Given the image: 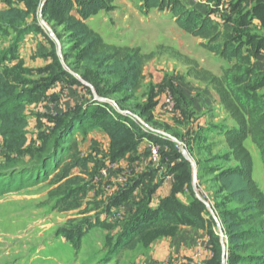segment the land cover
<instances>
[{"label": "rangeland", "instance_id": "1", "mask_svg": "<svg viewBox=\"0 0 264 264\" xmlns=\"http://www.w3.org/2000/svg\"><path fill=\"white\" fill-rule=\"evenodd\" d=\"M89 1L0 0V12L8 9L10 5L29 12L25 26H29L30 34L15 53L7 54L16 38L14 32H0V71L17 85L20 92H26L30 98L26 107L29 124L27 146L40 147L45 136L59 129L62 121L72 116L77 117L81 108L93 102L109 103L118 112L132 115L146 132L155 130L177 138L195 162L198 171V192L221 223L223 236L208 208L197 204L194 191L181 193L179 187L175 188L178 184V175L184 176L185 172L171 174L178 162L169 160L168 156L172 154L167 150L165 143H152L161 147L157 161L151 159L149 147L146 150L139 148L137 153L129 156L127 159L130 160V164H136L135 168L138 170L129 165L126 170L132 177L128 180L130 182L134 178L136 180L134 185L142 182L138 184V188L141 189L140 195L143 200L148 188L143 185V179L151 183L153 195H149L150 201L153 199V202L160 203V207L168 202L172 195L175 196V202L183 203L180 208L196 207L197 211L209 220L210 225L209 231L199 230L201 247L203 250L211 251L213 256L209 262L200 264H222L221 243L223 242L227 249V237L220 214L223 210L236 208L237 205L227 202L222 208L219 207L225 200V194H219L220 187L214 180L224 169L237 165L229 161V149L222 134L219 133L220 129L214 126L220 127L221 124L227 126L226 124L233 121L230 117H222L223 111L216 105V97L211 86L197 79L195 71L206 70L221 77L231 64L202 48V40L180 29L167 9L153 10L144 15L140 10L142 5L140 0H106L109 7L107 10L83 20L80 8ZM207 1L180 0L189 9L202 12L209 17L217 16L220 28L231 30L232 36L237 38V43L243 47L249 40L253 45L258 42L255 37L260 38L262 33L258 26L233 30L228 20L234 13L238 14L235 19H239V15L250 6L262 4L264 6V0H239V5L244 4V9L231 12L227 10L228 5L210 6L206 5ZM71 17L83 21L91 31L113 48L123 49L126 53L141 50L145 61V82L139 92L109 94L113 82L100 77L95 68H86L78 59L81 49L77 46L75 31L71 27ZM118 102L121 103V107ZM215 113L220 117L218 125L208 122ZM149 119L150 123L147 122ZM100 132L102 130L96 129L85 134L81 132L79 135L82 143L88 141L86 145L90 147L92 156L89 157L88 153V159L90 163L94 162L91 164L92 167L89 166V175L82 178L86 184L87 194L94 198L92 199L94 203L90 205L87 203L85 206L84 200L82 208L77 210L63 211V206L56 210V197L60 195L56 189L59 185H54L50 179L36 185L25 184L22 189L10 193H1L3 185H0V264L110 263V258L108 261L105 260L106 255L110 253L109 246L115 241H113L115 225L102 226L106 229L90 232L84 240L85 233L81 228L86 220L83 217L86 213L90 211L93 213L96 210L102 213L111 212L107 202H114L112 195L111 198L105 199L106 196L100 194V191L103 189L107 192L116 186L117 181H114L112 176L118 178V175H125L122 169L124 165L120 163L122 160L113 161L111 149L107 150L101 144L95 145L98 141L88 140L90 135ZM153 135L159 140H167L154 133ZM151 141L152 139L147 138L144 143ZM247 146L255 161L259 162L260 152L251 141L247 142ZM142 147L144 146L141 143ZM7 156L0 135V168L8 162ZM11 158L16 159L15 156ZM29 159L27 157L26 161ZM257 166L256 168L254 163V177L264 191V165L257 163ZM149 170L154 172L153 181L149 177ZM191 181L193 189V173ZM167 193V197H164ZM98 196L102 197V201L96 199ZM185 204H189V207ZM117 212L111 215L114 216ZM88 226L93 227L92 224ZM147 241L149 242V239ZM148 242L140 244V250L129 255L131 260L126 264L133 262L137 264L141 256L147 255L144 258L148 259L147 245L153 241ZM219 249L220 258L216 259Z\"/></svg>", "mask_w": 264, "mask_h": 264}, {"label": "trees", "instance_id": "2", "mask_svg": "<svg viewBox=\"0 0 264 264\" xmlns=\"http://www.w3.org/2000/svg\"><path fill=\"white\" fill-rule=\"evenodd\" d=\"M140 2L144 15L157 9L169 10L180 29L202 40V48L231 64L221 77L206 70H196L195 77L214 89L234 122V127L224 126L219 133L229 149V161L237 166L224 169L214 180L220 187L219 194H225V200L219 207L222 208L227 202L237 205L220 214L227 237L226 264H264V191L255 180L254 160L247 146V142L251 141L264 163V73L244 54L243 46L237 43L238 39L220 28L208 15L187 8L180 0ZM108 8L106 0H90L81 5L82 19ZM28 17V10L14 5L0 12V32L12 31L16 35L7 54L15 53L30 34L29 26H25ZM70 22L77 46L81 49L78 59L86 68H95L100 77L113 82L109 94L137 93L143 88L145 61L141 50L126 53L123 49L113 48L83 21L71 17ZM29 101L27 93L20 92L17 85L0 71V135L9 157L8 162L0 168L1 193H10L22 189L25 184L36 185L50 179L54 185H59L56 191L60 195L56 197L55 209L61 206L63 211L79 209L87 198L86 184L82 178L89 175L90 161L83 156L77 135L96 129L108 136L113 161L124 160L137 153L147 138L158 144L165 143L172 154L168 156L169 160L178 162L171 174L185 172L184 176L178 175V186L175 188L179 187L181 193L193 191L191 165L180 155L177 144L159 140L153 133L146 132L132 115L118 112L109 103L85 105L80 109V115L62 121L59 129L46 135L40 147H28L26 107ZM118 104L121 107V103ZM147 122L150 123L151 119ZM12 156L16 159H12ZM27 157L29 161H26ZM76 171H79L78 175L74 174ZM152 175L149 177L153 181ZM138 184L129 193L137 189ZM144 184L149 188L146 189V197L138 204L134 218L125 225L123 238H119L130 250L148 242V239L151 242L160 237L173 236L185 225L208 230L209 220L196 207L180 208L183 203L175 202L173 195L160 208H149L153 185L143 179ZM196 201L205 207L198 199ZM81 228L84 229L83 226ZM77 247H80L79 241ZM220 251L216 259L220 258Z\"/></svg>", "mask_w": 264, "mask_h": 264}, {"label": "crops", "instance_id": "3", "mask_svg": "<svg viewBox=\"0 0 264 264\" xmlns=\"http://www.w3.org/2000/svg\"><path fill=\"white\" fill-rule=\"evenodd\" d=\"M209 4L210 6L212 5L227 6L228 5L227 6L228 12H231L233 10L242 11L244 9L243 7L244 4L241 3L242 6H240L239 0H222L221 2L219 0H208L206 5H209ZM204 15H207V14H204ZM237 15H238L237 13L232 14L228 20L233 30L246 29L254 25L255 27L258 26V28L262 31V33H260V38L255 37V39H258V42H256L255 45H253L251 41L249 40L248 43L245 44L242 50L245 55L251 58L253 65L258 67L260 71L264 73V6L263 4L262 6H259V5L250 6L248 9H246V11L245 10L243 11V14L239 15V19H235ZM210 17L214 22L219 23L217 16L210 15ZM234 20L235 22H233ZM222 29L231 33V30H229L228 28L226 29L222 28ZM210 88L212 89L216 97V101L218 102V104L216 102V105H218L217 106L218 109H221L223 111L222 117H229V115L224 111V108L220 101V97L216 94V92L214 91L212 87ZM219 121H220V117L217 116L216 113L213 114L211 116V119L208 120V122H212L215 125H218ZM233 123L234 122L230 121V123L226 125L227 127L231 128V127H234ZM224 125L225 124H221L219 126L223 127ZM214 127H217V129L219 128L221 130V128L218 126H214ZM212 134L214 135L215 133L212 132ZM79 135L80 133L77 135V137L80 142L81 151H82L83 156L88 157V153H89V157H92L90 156V151H89L90 147L86 145L88 141L82 143L81 139L79 138ZM100 135H102V138H100ZM218 137H219V134H218ZM91 139L98 141L97 144L95 145L101 144L102 147H104L107 150H110L109 138L103 131L100 132L99 134H93L92 136L90 135L88 140H91ZM142 144L144 147L141 148L140 146V149L146 150L147 147H150V145L152 144V141L150 143L147 142V144L143 142ZM127 158L120 162V163H123L124 165L122 169L125 171V175L124 176L118 175V178H113L112 176L111 178L114 179V181H117L115 182L116 186L112 188V190H109L107 192L103 189H101L100 191V194L103 193L106 196L105 199L111 198L110 195H112L113 201L116 198H119L116 200L115 205L114 203L107 202L108 207L111 208L110 210L111 212L102 213L99 210H96L93 213L91 211L86 214L80 213V214H85V216L83 217L86 219L83 223L84 233H85L83 240L85 239L86 236H88L87 235L88 233L94 232L97 229L104 230L106 228L102 226L111 225L110 222L112 221L115 222L113 223L115 225V227H113L114 228L113 241L114 240L115 241L112 242L108 248L110 250V253L106 255L105 261H108V259L110 258L109 260L110 263H106V264H115V263L118 264L119 262H122V264H126L130 262L131 258L129 255L131 254L133 255L134 252L137 253L140 250V246H141L139 245L136 249L130 250L128 247L125 246L124 241H120L123 238L121 236H123L122 234L124 233L123 230H124L125 225L131 219L134 218L137 212V206L143 200L140 195L141 194L140 188H137L132 193H129V190L134 186V184L136 183V180L134 178L133 179L131 178L132 181L129 182L128 178L132 177V175L127 172L126 168H128L129 165L132 166V168L136 171L138 170V168H135L136 164H130V160ZM259 159H260L259 162H256L254 159L256 168L258 167L257 163H261V165H264L261 158ZM93 163H94L93 161L90 163V167H92L91 164ZM149 173L153 174L154 172L153 170H149ZM74 174L78 175L79 171H76ZM167 195L168 193L164 197H167ZM90 197L91 195L87 194V198L84 201L85 206L87 203L89 205L94 203V201L92 200L94 198H90ZM96 199L98 201H102L101 196L96 197ZM185 205L188 206L189 204H185ZM149 208L154 209V210L158 209L160 208V203L153 202V199H152L150 201ZM71 211H74V210H71ZM117 211H122V214L124 216L123 219L122 218L118 220L113 219L115 215L112 216L111 214ZM75 213L77 214V211ZM91 214L94 216H92ZM117 221H119V223H117ZM90 224H92L93 227L91 226V228H89L88 225ZM194 229L195 228H192V227L182 226L173 236L161 237L159 239H155L152 243H149L147 245V248H149L148 259L144 258L147 255L144 257L141 256L142 258L138 260L136 263L137 264H200L202 262H205V263L209 262L213 258L211 251H209L208 249H204V250L202 249L201 247L202 243L200 244V240H199V230L198 229L194 230ZM120 237L121 239H119ZM63 242H65L64 239H63ZM125 255L126 256L128 255V257H126ZM96 264H105V263L98 262Z\"/></svg>", "mask_w": 264, "mask_h": 264}, {"label": "water", "instance_id": "4", "mask_svg": "<svg viewBox=\"0 0 264 264\" xmlns=\"http://www.w3.org/2000/svg\"><path fill=\"white\" fill-rule=\"evenodd\" d=\"M151 132H153L154 134L158 135V136H161L175 144H177V146L179 147V150H180V153L181 155L183 156V158L190 163L191 167H192V173H193V191L195 193V196L196 198L202 202L206 208H208V210L210 211V213L212 214V218L213 220L215 221L216 225L220 228V233H221V236L224 235V232L221 228V223L219 222L217 216L215 215L214 211L212 210V208L210 207V205L204 201L199 192H198V185H197V177H198V171L196 169V165H195V162L194 160L191 158L189 152L187 151L186 148H184V146L182 145V143L179 142V140L173 136H170L166 133H163V132H159V131H155V130H151ZM221 248H222V264H226V260H227V249H226V245L222 242L221 243Z\"/></svg>", "mask_w": 264, "mask_h": 264}, {"label": "built area", "instance_id": "5", "mask_svg": "<svg viewBox=\"0 0 264 264\" xmlns=\"http://www.w3.org/2000/svg\"><path fill=\"white\" fill-rule=\"evenodd\" d=\"M152 143H154V142H152ZM149 150H150V154H151V159L154 161H157L159 159V156L161 153V147L158 144H151L149 147ZM115 217L119 218V219H121V218L123 219L124 216L122 214V211L117 212L116 215L113 217L114 220H117V219H115Z\"/></svg>", "mask_w": 264, "mask_h": 264}]
</instances>
